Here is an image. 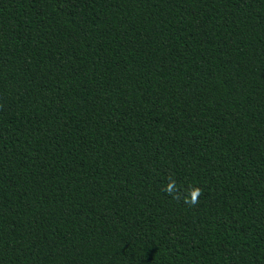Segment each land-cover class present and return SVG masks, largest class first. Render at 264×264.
Segmentation results:
<instances>
[{"label": "trees", "instance_id": "1", "mask_svg": "<svg viewBox=\"0 0 264 264\" xmlns=\"http://www.w3.org/2000/svg\"><path fill=\"white\" fill-rule=\"evenodd\" d=\"M0 264H264V0H0Z\"/></svg>", "mask_w": 264, "mask_h": 264}, {"label": "clouds", "instance_id": "2", "mask_svg": "<svg viewBox=\"0 0 264 264\" xmlns=\"http://www.w3.org/2000/svg\"><path fill=\"white\" fill-rule=\"evenodd\" d=\"M163 191L166 194L172 196L174 199L177 195H179L182 199V202L187 204L189 207L198 204L199 197L202 195V189L197 186H190L181 191V187L176 184L175 179H170Z\"/></svg>", "mask_w": 264, "mask_h": 264}]
</instances>
